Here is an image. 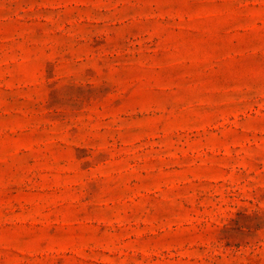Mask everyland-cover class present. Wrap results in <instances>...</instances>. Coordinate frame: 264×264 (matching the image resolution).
Returning <instances> with one entry per match:
<instances>
[{"label":"rangeland","instance_id":"rangeland-1","mask_svg":"<svg viewBox=\"0 0 264 264\" xmlns=\"http://www.w3.org/2000/svg\"><path fill=\"white\" fill-rule=\"evenodd\" d=\"M0 264H264V0H0Z\"/></svg>","mask_w":264,"mask_h":264}]
</instances>
